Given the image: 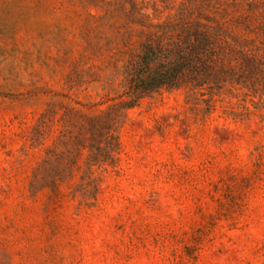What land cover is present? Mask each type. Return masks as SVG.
<instances>
[{
  "label": "rangeland",
  "instance_id": "rangeland-1",
  "mask_svg": "<svg viewBox=\"0 0 264 264\" xmlns=\"http://www.w3.org/2000/svg\"><path fill=\"white\" fill-rule=\"evenodd\" d=\"M184 2L0 0V264H264V36L233 34L256 92L126 93L146 33ZM117 107L109 158L92 160L99 132L62 142L70 110Z\"/></svg>",
  "mask_w": 264,
  "mask_h": 264
},
{
  "label": "trees",
  "instance_id": "trees-1",
  "mask_svg": "<svg viewBox=\"0 0 264 264\" xmlns=\"http://www.w3.org/2000/svg\"><path fill=\"white\" fill-rule=\"evenodd\" d=\"M155 28L146 33L140 51L126 67V93L135 100L162 89L186 85L210 84L221 88L227 81L257 91L256 81L251 79L258 72L244 62L248 57L253 62L258 58L233 34L264 36V0H186L174 17ZM240 55L242 63L237 61ZM71 111L68 126L76 132L64 131L62 138L69 140L62 142L72 141L78 147L88 148V141L95 142L99 132L105 147L98 146V154L92 160L109 158L118 146L114 126L120 107L104 117ZM54 115L51 112L44 116L45 128Z\"/></svg>",
  "mask_w": 264,
  "mask_h": 264
}]
</instances>
